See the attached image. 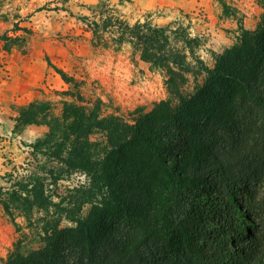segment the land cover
Instances as JSON below:
<instances>
[{
    "label": "trees",
    "instance_id": "1",
    "mask_svg": "<svg viewBox=\"0 0 264 264\" xmlns=\"http://www.w3.org/2000/svg\"><path fill=\"white\" fill-rule=\"evenodd\" d=\"M259 2L255 29L246 30L239 21L235 42L213 55L212 67L198 59L187 62L184 50L168 44L167 29L136 24L130 30L137 36L134 47L161 72L167 92L149 111L136 109L129 120L104 115L97 99L86 106L63 102L62 113L48 121L47 114L32 110L39 111L41 102L20 112L18 123L48 125V134L32 147L35 153L47 148L57 171H50L53 185L33 175L1 200L11 218L16 211L28 222L34 211L45 215L35 230L41 247L22 252L23 244L17 242L1 264H166V259L168 264H179L177 259L186 264H264L263 226L258 237L238 241L247 228L241 219L248 222L251 216L243 205L244 192L251 189V196L262 190L264 204V0ZM183 44L189 46L186 39ZM190 73L192 91L183 93ZM62 94L83 102L78 89ZM96 129L105 133L101 142L89 138ZM252 155L263 165L249 174ZM72 173H83L86 182L68 200L52 203L48 188L56 186L60 175ZM193 193L209 205L194 206L189 200ZM86 203L92 206L82 219ZM210 216L218 228L211 247L202 244L204 229L198 225ZM108 217L123 226L115 230L117 226L104 223ZM62 218L76 226L60 229ZM215 244L217 249L210 250ZM149 245H160L164 255H155Z\"/></svg>",
    "mask_w": 264,
    "mask_h": 264
},
{
    "label": "rangeland",
    "instance_id": "2",
    "mask_svg": "<svg viewBox=\"0 0 264 264\" xmlns=\"http://www.w3.org/2000/svg\"><path fill=\"white\" fill-rule=\"evenodd\" d=\"M223 4L230 11L225 13ZM237 5L242 10L235 8ZM261 7L259 0L238 3L233 0L232 4L227 0H187L185 5L179 0H0V67L5 82L19 89L12 99L0 102V203L18 182L28 181L33 175L47 178L53 185L50 171H57L56 161L46 155L47 148L42 147L35 153L32 147L48 134V125L17 121L20 112L30 104L41 102L39 111L37 107L32 110L47 114L48 121L62 113L63 102L75 101L86 106V102L93 104L101 99L104 115L116 113L129 120L134 110L149 111L155 103L167 98L161 72L143 60L139 49L134 47L137 36L130 30L136 24L167 29L168 44L178 51L184 50L187 62L198 59L212 67L213 55L235 42L240 22L246 30L255 29L258 20L254 16L260 15ZM242 11L252 14L253 19L247 25L242 23ZM184 39L189 46L183 44ZM60 71L72 81L63 80ZM194 81L190 73L183 93L192 91ZM76 89L83 97L82 103L62 94ZM89 138L92 142H101L105 133L96 129ZM256 158L249 157V174L263 165ZM85 178L83 173L60 175L56 186L48 188L52 203L68 200L73 189L84 185ZM249 190L243 194V205L250 208L251 216L248 222L241 219L247 228L238 241L258 237L264 227L262 190L251 196L252 190ZM236 193L242 194L238 189ZM217 197L218 194L210 202ZM189 200L194 206L209 205L204 196L198 197L195 193L189 194ZM91 206L92 203L82 206L80 218L87 217ZM44 216L43 212L34 211L28 222L16 211L12 219L0 204V264L17 242L23 244L22 252L41 247L35 230L41 229ZM201 221L198 225L202 224L204 229L202 244L211 243V247L214 239H218V228L211 216ZM104 223L117 226V231L123 226L114 217L106 218ZM75 226L67 218L59 223L60 229ZM124 233L130 235L128 230ZM150 249L155 255H164L160 245ZM216 249V244L210 248ZM177 260L179 264H186ZM165 262L168 264V259Z\"/></svg>",
    "mask_w": 264,
    "mask_h": 264
},
{
    "label": "crops",
    "instance_id": "3",
    "mask_svg": "<svg viewBox=\"0 0 264 264\" xmlns=\"http://www.w3.org/2000/svg\"><path fill=\"white\" fill-rule=\"evenodd\" d=\"M203 1L205 2V0H203ZM227 1H228V3L229 2L231 4L233 3V0H227ZM234 1L238 3V1H240V0H234ZM179 2H181L182 5H185L187 0H179ZM147 3H148V1L145 2V4H147ZM146 7H149V6H146ZM235 8H238V9L242 10L238 5ZM243 14L244 15L241 16L242 17V23L243 24L245 23L247 25V21L250 18H252V14L248 13V12H243ZM258 16H259V13H258L257 16H254V18L256 20H258ZM235 21L237 23V19ZM244 28H245V25H244ZM251 29H252V27H251ZM4 77H5V74H4L3 70H2V68L0 67V81H1V84H0V102H2L4 100H7V99H12L14 93L15 92H19L18 86H15V85H12V84L9 85L8 83L5 82Z\"/></svg>",
    "mask_w": 264,
    "mask_h": 264
}]
</instances>
